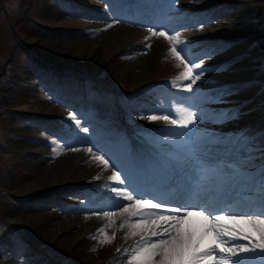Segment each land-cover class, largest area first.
Returning <instances> with one entry per match:
<instances>
[{"label":"rangeland","instance_id":"374dc122","mask_svg":"<svg viewBox=\"0 0 264 264\" xmlns=\"http://www.w3.org/2000/svg\"><path fill=\"white\" fill-rule=\"evenodd\" d=\"M212 1L213 0H181L180 5L178 6V10L183 12V14H191V12L195 11L196 13H198V9L202 10L205 13V10L210 9ZM215 1L222 2V0ZM238 1H240V3L244 2V0ZM263 1L264 0H252L246 6V10H242V12H240V9H238V7L236 9H233L230 13V19L220 21L226 23L227 33H223V30H221V28L219 29L218 27L216 31L213 32L209 26H206L205 28L201 27L198 29H193L191 31L192 36L196 38V40L199 39L198 41H208L213 37L221 38L224 36V34L227 37H239L241 35H246L248 32L246 30L249 29L247 22L248 14H250L252 11H255L258 14L259 7L264 5ZM25 3L27 4L28 0ZM48 3L49 0H36V2L33 3L32 6H30V16L34 21L43 23V25L48 27L50 30L68 29L74 32H78L79 34L82 33V30H84L83 33L88 34L85 36L81 34L80 36L75 37L77 33L62 31V37H50L44 30L37 29L35 25L26 24L24 22L25 20H22L18 16V12L16 10L18 8V4L16 3L10 5L8 8L9 13L13 16L16 24L12 29L10 26V21L4 11H0V129L6 131V133L8 134L5 140L7 146L10 147V150H8V152L10 153L9 158L2 159L0 157V219L4 220V222L22 223L24 225L23 229L30 235L32 239L35 240L39 247L42 245H48L52 248L53 251L54 248L57 250H65L67 253L71 254V257H67H69V261L72 264H112L114 263L113 259L115 257L119 255L126 256L124 254L128 250H121V247L124 246L126 241H120V238L117 239V234H119L117 230V220H114L116 229L115 227L113 228V230L110 228L106 231L105 229L104 235L99 234V230L102 228L103 223H101V221L93 223L91 225L93 226V229H91L89 232H87L86 235L80 238L79 242L72 244L68 242L67 239L69 237L77 235L79 233V229L84 226V224H91V221L82 222L80 225L70 227L65 232H52V234H50L49 230L52 231L53 229H55L57 223L63 220L57 219V221H53V217L55 219L59 217L58 214H54L52 215L53 217H51V215L48 214L51 212H45L46 209L41 211L37 210V207L39 205H37V207L35 208L36 211L35 209H33L32 212H25L24 210L26 206L29 205V203H17L15 201H12L8 197L13 196L14 199L24 197L25 184L23 182H20L22 178L29 177L30 175L35 173V171L37 172L38 169H40V173L41 170L45 168L40 167L38 163L34 166V168H30L31 165L27 166L23 164V161H25V159L28 160L29 158L37 156L31 155L32 153L30 151L31 148L33 149V146L30 147V151L28 149V146L32 144V142H37L36 139L23 140V138L33 137L34 135H36V132L35 128H27L26 126L24 127L23 122H20L19 119H15L13 117L12 111L20 112V110L26 106L31 109L42 107L38 109V113H42L45 117L58 120L61 127L65 129H69V127L73 128L81 135L80 137L84 138L86 135H90L93 131L97 130L96 126L91 127L89 122V132L84 133L80 131L75 121L71 119V115L73 113L70 110L63 107H61L60 110L51 108L63 99L76 101L78 98V86L81 85L82 94L86 93V95L82 97V99H88L89 103L87 104V106L91 108L90 112L92 113V108L97 105L99 108H101L103 115H109L107 117V121L104 122V125L108 122V120L114 119V112L112 110L113 106L108 102V100L105 99L104 96H100V89L95 85V83L91 82L87 86L85 92H83L82 84L74 86L68 81H64V83H62L55 80V83L62 87L57 90V92L53 93L54 88L51 84L48 83V79H45L40 75L43 82L38 81L35 69L30 66L32 63L31 59H29L27 57V54L22 51L19 46H17V39L13 34H17L19 39L22 40L24 44L30 46L31 49L35 50L37 53H39V50L45 49L47 52V56L45 55L46 57L43 60L51 63L50 53L58 49L61 45L68 44L71 41H82L93 44V42L98 41V38L103 36V32H100L96 35H89V33H92L90 29L94 27L92 23L75 19V17H66L64 15V11L68 9V6L62 8V13H58V11L55 8L49 6ZM24 8L25 7H23V9ZM239 12L243 14L244 22H242L243 18L239 17ZM13 30L15 31L13 32ZM123 31L125 30L123 29ZM123 31L121 30L119 34H122ZM57 32L60 33V31ZM250 34L253 35L246 39V43L242 42V44L250 45L251 43H253L257 35L253 31H250ZM139 47L140 50L137 51V54L134 53L136 58L135 60L134 56L131 54V50H128L124 51L122 54H119V57L115 56L116 54L114 53V57L109 56V58L105 62H103L105 53L102 50L103 48L98 46L96 53H94L95 55H92V58L95 59V63L91 62V64L93 65H91L90 69L88 67L80 66V69L72 68L71 70L73 72H80L75 71L74 69L81 70V73H83L84 75H92L95 77L98 73L103 71V67L105 66L106 69L104 73L98 79L100 81L103 80V83L105 85L112 87L117 92L124 91V89H126V86L130 82L129 77L132 75V73L141 75L142 81L140 83H147V81L150 82L151 80L156 81L154 83L159 84L164 88H178L182 81V79H179V74L183 73V68L185 67L183 66V63L180 62V60L172 55L168 40L162 38H158L156 40V38L154 37L152 38V40L149 39L148 43L146 42ZM241 49L242 45H238L233 46L232 48H230V50L224 52L229 53L230 51H232L230 54H227L226 57H236L238 55L240 57V62H242L243 64H245L244 66H246V64L249 63L250 58L247 57L245 59H241ZM261 49H264L262 45ZM257 50V48H252L251 52L256 53ZM162 51H164L165 53H163ZM219 57H215L214 59ZM226 57L223 58L226 59ZM36 58H41L40 53L38 54V56L36 55ZM124 59L131 61H125ZM138 60L140 61V63L137 64V66L135 62ZM79 62H81V60H79ZM126 66L130 67V72L127 73L125 77H120L118 79L117 74ZM61 68L66 69L64 66H61ZM42 72H48L47 67H43ZM221 74L218 73L212 75ZM83 78L84 77H81V79ZM153 90L155 92L158 91L157 97L159 102H151V105L155 107L153 109H149L148 106H142L141 102L137 103L138 106H142L141 109H138V107L132 104L133 102L131 101L122 102L124 112L122 123L129 131L133 129L130 133V135L133 137L134 134L136 135V133L138 135L144 134V130L147 129V125L162 121V119L151 121L147 118L142 119L141 117H146L150 114H165L167 112H171L169 110L166 111L162 103V100L167 99L169 97V94L165 91H160L157 86ZM253 90L255 89L253 88L252 91ZM91 91L92 93L89 94ZM149 96L152 98L154 97V95L151 94ZM145 101L150 100L145 98ZM69 103L72 104L73 102ZM255 103L257 102L255 101ZM156 108L158 109V111L154 110ZM253 108L257 110L256 115L258 117V108L256 106H254ZM80 109H84V107L81 106L76 110ZM88 119L95 120V117H93L92 114H89ZM250 127V129H254V126ZM47 135L52 137V133H50L48 130ZM142 137H144V141L139 140L138 137L134 138L137 140L139 146L144 144L151 145V148L145 146L147 156L155 154V151H159V149L161 148L164 149V146L167 143L162 142L161 137H150L148 135H142ZM61 142L63 145L65 144V141ZM15 152H17L18 154H16ZM26 152L29 153V156L27 154L28 158L25 157ZM64 155L65 158L63 160H67L69 156H67L66 154ZM88 164H92V162ZM96 164L97 163H94V166ZM30 170L32 171L30 172ZM95 177L96 175H93L91 178ZM77 181L82 180L77 179ZM62 191H67V189L64 188ZM97 200L102 201L103 197ZM80 201L83 202L84 200ZM26 216H32V220H29L26 223L20 222V220H23V218ZM91 216H97V214ZM0 235H2L4 243H10L11 247L16 253H19L20 250L24 249V246L21 243L13 239L20 236L19 232L9 234L5 230L0 229ZM106 237L112 239L110 240V242L106 241L102 244L101 241L106 240ZM117 240H119L120 242L118 243ZM15 257L16 255L14 256L11 253L7 256V258L11 260L12 264H16L14 261ZM19 257H21V254L19 255ZM106 259L109 260L106 261ZM129 259L130 257L128 258V260ZM128 260H126L125 258L120 259L115 264H120L121 261L128 263ZM22 261L32 263V260L29 259H24Z\"/></svg>","mask_w":264,"mask_h":264},{"label":"snow or ice","instance_id":"6c2138e0","mask_svg":"<svg viewBox=\"0 0 264 264\" xmlns=\"http://www.w3.org/2000/svg\"><path fill=\"white\" fill-rule=\"evenodd\" d=\"M116 22L118 23L119 20ZM149 30L152 31V29ZM152 35L167 39L172 45V55L184 64L185 71L179 79L191 80L194 84L196 80L200 79L203 72L208 70L203 69L195 76L193 75V69H200L203 60L208 56L205 54L198 60L187 57L184 48L177 50V44L180 43L178 35H169L164 30L152 31ZM184 90L191 93L192 85L188 84ZM141 118L151 121L163 119L180 129H186L187 131L184 132L164 135L161 137V141L167 142L172 149L179 148L186 152L190 159H195L194 133L199 117L196 112L190 110L189 106L176 109L174 118H172V113L150 114ZM71 119L75 121L80 131L89 132L88 127L80 125L76 114H72ZM184 136H187L188 139H183ZM71 150L79 149L72 148ZM87 151L93 153L91 147ZM258 151L264 158V147L259 148ZM170 156L175 161L172 165L175 179H172L171 183L175 185L178 195L182 197L201 195L209 199L215 197L218 199V203L213 210L212 207L207 206L206 202L197 205L171 204L167 203L160 195H140L128 186L127 175L122 177L119 170L114 171L110 179L120 187L110 185L104 187L110 188L111 192L116 194V198L129 203L121 205L120 213L109 211L104 215L109 219L122 213H128L130 217H135L134 221L130 219L122 224L121 228L127 226L130 229L128 235H140L141 237L136 245L127 250L130 255L128 264H248L254 255L264 257V186H261V181L264 180V171H261L258 181L253 180L248 184L246 192V195L255 196L259 200V210L235 211L231 205L225 206L224 200L240 195L243 182L238 175L226 173L215 165H203L198 162L194 167H184L186 161L179 160L171 154ZM93 159L105 167L109 166V160L105 159V155L93 153ZM163 190L171 191L168 188H163ZM195 209H199V214L203 215L211 225L200 235L199 239L193 231L184 228L187 218L193 214ZM232 224H247L252 231L230 227L229 225ZM141 233H147V235H141ZM209 233H215L218 242L214 247L207 248L202 252L200 251L201 242L204 236ZM253 233H258V238ZM99 234L104 235L105 228H101ZM111 239L106 237V240H102L101 243L110 242ZM238 240L248 243L233 244V241Z\"/></svg>","mask_w":264,"mask_h":264},{"label":"bare ground","instance_id":"6f19581e","mask_svg":"<svg viewBox=\"0 0 264 264\" xmlns=\"http://www.w3.org/2000/svg\"><path fill=\"white\" fill-rule=\"evenodd\" d=\"M173 15L179 16V15H175V14H173ZM103 16H104V19L109 20L108 22H110L112 19H121V17L123 15H121V14L116 15L115 12H112L108 16H106V15H103ZM170 20H171V18H170ZM172 23H174V21ZM101 25H99L98 28ZM123 29H124L123 27L115 26L112 29H109V31L106 34H104L103 36L98 38V41L93 42V44H91L89 42H82V41H71L68 44L61 45L58 49H56L55 51L50 53L51 61L54 62L55 64H58L60 66H64L67 68H79L80 66H82V67H88L90 69L91 65H93V64H91V62L95 63V59L92 58V55L94 53H96L98 46L103 48L102 50L105 53L103 62H105L109 58V56L113 57L115 54H117L116 52H119V51L123 52V51H126L128 48H133L134 46H136L137 42H138L137 41L138 38L152 33L151 31L145 32V31L136 30V29L129 28V27L124 29L125 31H123ZM121 30L123 31L122 34H119V32ZM138 31H140V32H138ZM138 33H140V34H138ZM185 36H188V34H185ZM178 38H179V41H180V39H182L180 36H178ZM39 53H40L42 60L47 56V52L45 49L39 50ZM79 60H81V62H79ZM223 60H225L223 57L212 59L211 60L212 64H210V65L215 66L216 64H220ZM139 63H140L139 60L135 62L136 65ZM241 67H243V66L241 65ZM241 67L237 66V65L234 66V69L236 70L235 75H232L231 73H229V74L224 73L221 75H207V74H205V75L200 76V79L204 78V77H209L208 81H211V82L206 83V85H209L208 86L209 89L211 87L210 85L213 82L217 83L214 86H225V85H227L229 87V89H231V88L232 89H234V88L238 89L239 86H241V83L243 82V79H244V77L242 75V68ZM129 72H130V67L126 66L117 74V78L119 79L120 77H125L126 74ZM129 78H130L129 79L130 82L126 86V89H124V92H128L131 89H135L138 86H141L144 84V83H140L142 81L141 75H137V74L132 73V75ZM55 80L57 82L64 83V80L62 78H60L57 74H55ZM229 82H231V83H229ZM56 86L59 88L62 87V86H59L58 84H56ZM40 108H42V107H36V108L31 109V108L26 106V107H23V109H21V110H26V111L32 112L31 115H36V114H38L37 110ZM247 121H248V118L243 117V118H241V120L237 124L238 128L236 125H232L231 127H228L226 130V132L228 133L226 138H229V135H232L234 131L238 130L241 127V125L246 123ZM233 123L236 124L237 122H233ZM208 126H209V128L200 130V132L197 133L196 138H202V137L207 138L208 136H210L209 132L213 133L216 129L221 128L220 126H217L216 124H212V125L208 124ZM151 127H154V126H151ZM48 131L50 133H52V135H51L52 137L54 135H56V132H53L51 130H48ZM77 149H79V148H77ZM46 151L48 152V150H46ZM30 152L32 153L31 155H37V154H35L37 152V149L35 147H33V149L31 148ZM40 153H44V152H40ZM66 155L69 156L67 158V160L66 159L63 160L65 158V155H64L60 158L59 161H57L55 163H50V164L48 163V165H44V166L41 165L43 163H41V162L38 163V165H40V167H43V168L45 167V168L43 170H41L40 173L39 172L37 174L33 173L32 175H30L27 178H22V180L20 181V182H23L25 184L24 194L25 195H31L33 197H37V198H33V199L39 200L41 198H44L48 189H51L60 183H63V184L71 183V182L76 183L75 181H77V179L86 180V179H89L93 174H96V173L100 175L98 177V179L102 185H104V186L110 185L113 187H120L119 185H116L114 181H112L110 179V177L112 176L111 171L105 167L99 166L98 164H101V163L94 160L92 153H89L87 151V149L80 148L79 150L68 152ZM85 158L89 159V161H91L92 164H88V163L85 164L84 163ZM202 159H204V158H202ZM94 163H97V164L94 166ZM150 164H154V163L150 162ZM114 165L116 167V163ZM129 165H128V163L123 164L122 170L123 171H130V172L132 171L135 173H139V170H141V169H136L135 171H133L132 170L133 168L132 167L130 168ZM118 168L120 170V165L118 166ZM128 175H131V174H128ZM139 178H140V176L138 177V175L136 174L135 179L138 181ZM104 188L106 190V193L108 194L107 196L110 197V195H111V198H109V199H111V203H112L113 207L119 206V204L127 205L129 203L128 201L116 198V194L114 192H111L110 188H108V187H104ZM46 201H48V200H46ZM120 201H124V203H122ZM86 208L87 207H81L80 209L84 210ZM65 210L68 211V213H70L72 215H76L73 211H71V209L69 207H65ZM114 212L120 213L121 208L115 209ZM55 215H57V214H55ZM127 216H128V213H122V214L115 215L111 218H113L114 220L119 219V218L125 219ZM103 217H104V214L102 215L101 219L95 218L93 216L90 217L89 221H91L92 223L91 224H84V226H82L79 229V233L77 235L69 237L67 239L68 242H70L72 244L79 242L80 238H82L84 235L87 234V232H89L91 229H93V226H91L93 223H97L98 221H101V223L104 222ZM203 217H204L203 215H200L199 213L193 212V214L187 218L185 225H184V228L186 230H191L195 233L197 239H199L200 235L206 231L207 225L204 223ZM107 218L108 217L105 216L106 220H107ZM83 219H88V216L85 217V216L79 214V216L70 217L69 219H64L61 222L57 223L55 229H53L52 231L49 230V233L52 234V232H57V233L65 232L70 227L80 225L83 222L82 221ZM29 220H32V216H26L23 218V220H20V222L26 223ZM114 220H111L112 224L110 222L109 223L110 226L106 224V228L111 227V229L113 230V228L115 227L114 226ZM11 224H16L21 229L24 228V225L22 223H11ZM242 225L243 224H239V226H242ZM249 227L250 226H248L246 224V228H249ZM129 231H130V229L127 226H125L121 232L122 233L127 232V234L125 236H121L118 234L117 237L120 238L119 240L120 241L125 240V237L127 236V239L129 238L130 241H135V242L140 241V238H141L140 235L130 236V235H128ZM141 235H147V233H141ZM215 237H216V235H215ZM204 238L205 239H203V241L201 242V246H200V251H202V252L204 250H206L207 248L212 247L211 243L214 240L213 237L211 236V234L204 236ZM205 244H207L208 247H206V248L203 247V245H205ZM263 259H264V257H263ZM263 259L252 258L251 264H263L264 262L259 263ZM97 264H99V263H97ZM120 264H123V263L120 262Z\"/></svg>","mask_w":264,"mask_h":264}]
</instances>
